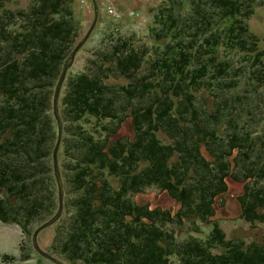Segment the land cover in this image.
<instances>
[{
	"label": "trees",
	"instance_id": "16d2710c",
	"mask_svg": "<svg viewBox=\"0 0 264 264\" xmlns=\"http://www.w3.org/2000/svg\"><path fill=\"white\" fill-rule=\"evenodd\" d=\"M10 1L0 0V220L31 235L34 221L59 208L52 88L81 24L75 0H33L27 9ZM255 1L171 0L155 15L152 46L119 28L65 80L66 224L50 246L55 256L68 264H264V239H227L216 221L207 238L180 240L174 229L210 223L228 177L246 181L243 217L264 223V50L246 22ZM201 90L214 95L211 110ZM129 117L134 135L113 139ZM151 186L180 208L138 203Z\"/></svg>",
	"mask_w": 264,
	"mask_h": 264
},
{
	"label": "rangeland",
	"instance_id": "374dc122",
	"mask_svg": "<svg viewBox=\"0 0 264 264\" xmlns=\"http://www.w3.org/2000/svg\"><path fill=\"white\" fill-rule=\"evenodd\" d=\"M32 1L33 0H11L10 2H7V6L13 9H27ZM98 1L100 4V16L98 22L88 40L77 53L74 63L68 70L66 81H68L72 75L83 71L88 63V60L95 57L94 53L100 45L103 44L102 41L106 43L105 45L109 44L113 35L115 37L120 33L118 32L119 28L122 33L132 36L138 45L148 44V46H152L155 39L152 35L151 27L156 26L155 15L161 6L171 3V0ZM74 6L81 24L79 35L80 40L86 34L93 22L95 16V6L93 0H75ZM246 22L248 23L250 33L254 34L259 39V48L264 50V0L255 1L254 13L247 19ZM236 53L239 54V52ZM221 55L224 56L225 52ZM226 55L229 56L231 53H226ZM240 62H243V60H240ZM109 82L114 84H124L127 80L123 78H111ZM52 91L51 102L53 104L55 86L52 88ZM199 95L203 100H205L209 110H211L214 106V95L207 90H201ZM60 99L61 94L59 102ZM51 111L54 115L53 108ZM103 123L104 122H101V124H99L102 130L103 127H101V125ZM96 124V119L92 118L90 125ZM125 135H134L131 117L127 118L123 122L118 133L113 136V139ZM227 182L229 190L222 196L218 197L216 203V214L213 217V220L210 223L198 221V225L201 226V231H194L192 229L195 228L193 223H188L190 229L188 226L181 228L179 225H174V229L177 232L178 237H180V240H184L191 235L207 238L214 226V222L216 221L225 232L227 239L238 241L243 240L245 243L263 241L264 223L256 222L252 224L242 215L243 210L238 197L243 193L246 181H237L233 177H228ZM115 185H118V183ZM134 199L140 204H148L151 208L161 207L162 209H171L174 212L180 208V203L178 201L157 186H151L144 192L136 194ZM65 211L66 210L64 208L58 220L43 229L38 235L40 246L50 253H52L50 251V246L56 237L59 227H64L66 224ZM40 224V221L39 223L38 221H34L30 226L32 231L35 232ZM33 234L34 233L28 235L27 233H24L22 231V227L17 223H8L0 220V264H58L35 249L33 244ZM172 261L173 263L176 262L174 257L172 258Z\"/></svg>",
	"mask_w": 264,
	"mask_h": 264
},
{
	"label": "water",
	"instance_id": "95a60500",
	"mask_svg": "<svg viewBox=\"0 0 264 264\" xmlns=\"http://www.w3.org/2000/svg\"><path fill=\"white\" fill-rule=\"evenodd\" d=\"M94 6H95V16L93 19V22L91 26L89 27L88 31L86 34L79 40V42L75 45L69 56L66 58L65 64L63 66L62 73L60 75L59 80L57 81V84L55 86V92H54V97H53V109H54V115L58 123V139L56 142V145L53 150V162H54V173L57 178L58 182V187H59V209L55 215L50 217L47 221H45L43 224H41L34 232L33 234V244L35 249L41 253L42 255L46 256L47 258L55 261L58 264H68L64 260L58 258L57 256L53 255L52 253L44 250L38 241V235L39 233L53 224L55 221L58 220V218L61 216L63 210H64V196H65V191H64V183H63V178H62V172L60 168V163H59V150L62 142V137H63V131H64V125H63V119L59 110V98L61 94V90L63 87V84L66 80V76L68 73L69 68L71 65L74 63L75 58L77 56V53L79 50L82 48V46L85 44V42L88 40L90 35L92 34L99 16H100V4L98 0H93Z\"/></svg>",
	"mask_w": 264,
	"mask_h": 264
}]
</instances>
